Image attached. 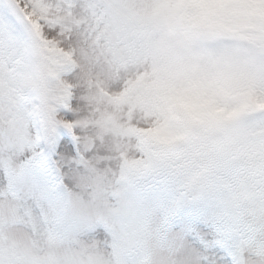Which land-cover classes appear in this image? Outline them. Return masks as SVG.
<instances>
[{"label": "clouds", "instance_id": "clouds-1", "mask_svg": "<svg viewBox=\"0 0 264 264\" xmlns=\"http://www.w3.org/2000/svg\"><path fill=\"white\" fill-rule=\"evenodd\" d=\"M72 13V32L42 29L72 73L31 42L17 85L40 104L63 94L73 119L61 105L55 120L118 210L105 235L77 232L0 180V215L18 206L0 245L18 264H264V0H77ZM193 201L225 255L164 229L166 204Z\"/></svg>", "mask_w": 264, "mask_h": 264}, {"label": "snow or ice", "instance_id": "snow-or-ice-1", "mask_svg": "<svg viewBox=\"0 0 264 264\" xmlns=\"http://www.w3.org/2000/svg\"><path fill=\"white\" fill-rule=\"evenodd\" d=\"M76 6L77 0H0V180L8 182L20 204L46 206L60 225L103 236L118 209L101 178L89 175L86 156L91 153L80 147L70 126L55 120L61 105L68 119H73L66 110L67 100L61 94L40 104L25 97L17 85V77L31 57V42L39 43L46 62L55 59L60 74L72 73L64 53L54 57L55 50L47 46L42 29L61 27L72 32L80 23L72 13ZM122 39L119 30L108 37L113 45ZM65 172L75 174L85 190L83 195L75 199L66 195ZM146 196L151 199L150 193ZM17 211L18 206L0 215V230L16 219ZM163 227L201 250L226 254L207 211L195 201L166 204ZM0 264H18L15 251L0 245Z\"/></svg>", "mask_w": 264, "mask_h": 264}]
</instances>
